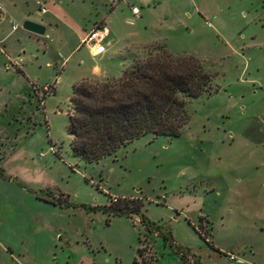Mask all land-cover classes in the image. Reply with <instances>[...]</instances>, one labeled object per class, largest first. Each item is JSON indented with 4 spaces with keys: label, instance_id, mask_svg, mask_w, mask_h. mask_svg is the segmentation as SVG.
Here are the masks:
<instances>
[{
    "label": "rangeland",
    "instance_id": "374dc122",
    "mask_svg": "<svg viewBox=\"0 0 264 264\" xmlns=\"http://www.w3.org/2000/svg\"><path fill=\"white\" fill-rule=\"evenodd\" d=\"M0 6V264H142L140 247L149 264H196L147 232L140 214L201 264H264V0ZM25 18L52 25L36 42L21 27ZM95 23L118 42L103 61L85 45L74 50ZM150 41L158 42L132 49L135 59L158 48L192 55L218 91L187 101L189 122L177 137L147 134L98 161L76 157L68 132L74 85L92 65L119 77L130 65L124 48ZM119 199L138 200L140 212L103 209Z\"/></svg>",
    "mask_w": 264,
    "mask_h": 264
},
{
    "label": "trees",
    "instance_id": "16d2710c",
    "mask_svg": "<svg viewBox=\"0 0 264 264\" xmlns=\"http://www.w3.org/2000/svg\"><path fill=\"white\" fill-rule=\"evenodd\" d=\"M217 91L203 62L192 55L171 54L165 48L154 50L145 59H134L117 78L82 79L73 87L68 114L72 153L93 162L147 134L177 137L189 122L187 101ZM141 204L138 200L119 199L103 209L111 215L130 216L140 212ZM139 220L147 232L161 236L163 245L184 263L192 257L200 264L189 248L174 242L170 231L142 214ZM137 251L142 264H149L144 248Z\"/></svg>",
    "mask_w": 264,
    "mask_h": 264
},
{
    "label": "crops",
    "instance_id": "0c3cea01",
    "mask_svg": "<svg viewBox=\"0 0 264 264\" xmlns=\"http://www.w3.org/2000/svg\"><path fill=\"white\" fill-rule=\"evenodd\" d=\"M46 10H47V8H46ZM41 15H44V14H46L47 13V11H46V13H41V12H39ZM139 14V13H138ZM0 16H1V13H0ZM24 20H29V21H33V22H35V23H38V24H41V25H43L44 27H45V33H46V31H47V26H46V23L48 22V21H44V20H42V19H28V18H25ZM23 20V21H24ZM48 25H52L51 24V22H48L47 23ZM107 27V26H106ZM16 29H17V26H16ZM16 29H13V25H12V30L11 31H14V30H16ZM107 29H108V36L106 37V39L104 40V47H105V50H104V52H102V53H100V54H94V52H93V50H91L90 48H88L87 46V49H88V51H89V54H90V56L92 57V58H99V60H105L106 59V57H105V55L108 53V52H110V50L113 48V46L115 45V44H117L118 42H117V38H116V35L115 34H113L110 30H109V28L107 27ZM25 31V30H24ZM28 35H29V37H32L33 39H35L36 40V42L37 41H40V35H36V34H33V33H30V32H27V31H25ZM45 33H44V35H45ZM44 35H42V36H44ZM5 39V37L3 38H1V40L0 41H3ZM82 37L80 38V41H79V43L77 44V46H75L74 47V50H76L78 47H79V45H82L81 44V41H82ZM152 42H158V41H150V42H135V43H133L132 45H130V46H128L127 48L125 47L124 49H126V51H127V56H122V57H128L130 60H129V64L131 65L132 63H133V60L135 59L134 58V54H133V48L134 47H136V46H139V45H141V44H149V43H152ZM38 48H36V50H37ZM41 50L44 52V53H46V52H49V53H51L52 51H53V49L48 45V44H46V43H42V47H41ZM22 53H24V51H22ZM172 53V52H171ZM173 53H175V52H173ZM59 56H57V58H58ZM108 59V58H107ZM125 61V60H124ZM80 63H81V61H80ZM124 63L125 62H121L120 63V66H124ZM130 65H128V66H130ZM128 66H126V67H128ZM125 67V68H126ZM18 72H20L22 75H24L25 76V73L23 72V70L22 69H20V67L18 68V69H16ZM97 76H101V77H103V78H106V79H111V78H117L118 77V74H117V70H113L112 72H110L108 69H107V67H105V66H98V65H92L91 66V68H90V71H89V73L86 75V76H84V77H82L81 78V80L82 79H87V78H91V77H97ZM80 80V81H81ZM55 83H56V81H55ZM54 83V84H55ZM32 84H34V82H30V85H31V88H32ZM36 84V83H35ZM191 250V249H190ZM191 253H193L192 252V250H191ZM194 254V253H193ZM195 255V254H194ZM195 257H196V255H195ZM199 263L201 264V261L199 260Z\"/></svg>",
    "mask_w": 264,
    "mask_h": 264
},
{
    "label": "built area",
    "instance_id": "2783aa9c",
    "mask_svg": "<svg viewBox=\"0 0 264 264\" xmlns=\"http://www.w3.org/2000/svg\"><path fill=\"white\" fill-rule=\"evenodd\" d=\"M36 5L39 7V11L41 13H46V8L42 6L39 2H36ZM4 9L0 6V13H3ZM132 13L134 15H138L139 10L136 7L132 8ZM13 29H16V25L13 23ZM108 36V29L102 23H95L93 27L88 31V33L83 37L81 44L87 46L91 50H93L94 54H100L104 52V40ZM50 87L46 85L43 88V92L45 94H50ZM228 258L232 262H238L237 258L234 255H228Z\"/></svg>",
    "mask_w": 264,
    "mask_h": 264
},
{
    "label": "water",
    "instance_id": "95a60500",
    "mask_svg": "<svg viewBox=\"0 0 264 264\" xmlns=\"http://www.w3.org/2000/svg\"><path fill=\"white\" fill-rule=\"evenodd\" d=\"M21 27L23 30L30 32V33H33V34H36V35L42 36L45 33V27L43 25L35 23L33 21L25 20L22 23Z\"/></svg>",
    "mask_w": 264,
    "mask_h": 264
}]
</instances>
